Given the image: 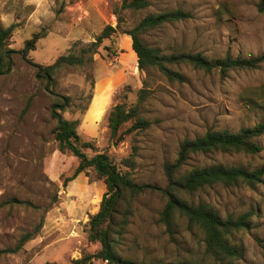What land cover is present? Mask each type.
I'll return each instance as SVG.
<instances>
[{"label":"rangeland","instance_id":"374dc122","mask_svg":"<svg viewBox=\"0 0 264 264\" xmlns=\"http://www.w3.org/2000/svg\"><path fill=\"white\" fill-rule=\"evenodd\" d=\"M257 2L150 0L145 9L132 11L119 10L122 0H0V24L14 26L10 48L20 50L33 35L39 37L27 59L15 53L12 69L0 75V250L31 234L15 252L1 254L0 264H74L100 248L88 240V220L99 209L105 184L93 169L64 183L77 159L60 151L53 138L50 109L55 94L69 96L71 105L62 115L79 119V134L94 146L83 149L88 156L106 152L121 171L129 170L134 182L159 187L166 185L164 163L174 161L184 139L264 123V61L257 68H233L223 75L174 64L170 67L183 79L169 81L155 69H138L128 35L121 32L149 13L181 9L191 17L150 29L139 35L141 40L166 56L185 52L208 59L249 58L264 54V14L257 11ZM116 12L122 18L117 32L102 39L82 66L62 68L47 89L33 63L46 66L60 55L77 52L105 25L116 27ZM144 80L149 91L138 102ZM98 85L105 97L98 96L93 104ZM115 103L137 106L149 126L112 138L107 113ZM253 141L260 152L195 154L185 168L221 164L264 171V134ZM130 155L128 168L122 159ZM262 180L254 188L214 185L191 197L223 218L254 213L249 229L229 236L230 244L243 253L239 259L208 255L203 232L184 219L175 221L171 233L166 231L158 221L166 198L150 191L131 200V215L116 250L122 258L146 264H264V173ZM86 264L107 262L92 258Z\"/></svg>","mask_w":264,"mask_h":264},{"label":"trees","instance_id":"16d2710c","mask_svg":"<svg viewBox=\"0 0 264 264\" xmlns=\"http://www.w3.org/2000/svg\"><path fill=\"white\" fill-rule=\"evenodd\" d=\"M150 5V0H122L120 9L140 11ZM257 11L264 14V0H258ZM117 25H105L97 38L82 46L77 52H69L60 55L52 64L42 66L33 65L36 68V77L46 84L47 89L53 83L55 75L65 67L82 66L96 52V47L104 38L117 32L121 17L116 12ZM191 17L189 12L181 9L149 13L130 30L121 31L130 37L131 49L137 58L139 70L148 73L155 69L169 81H181L183 77L170 66L186 63L195 69L211 72L218 70L222 75L233 68H257L264 61V54L249 58H224L208 59L201 53H173L161 54L160 50L145 44L140 34L168 22H176ZM14 26L4 27L0 24V75L8 73L13 66V55L19 53L27 59V54L35 48L37 35L26 40L20 50L9 47V39ZM88 55V56H87ZM148 82L143 81V86L138 90V102L146 99L148 94ZM69 96L55 94L51 104L50 116L55 124L52 129L53 138L58 149L69 152L77 159L70 176L64 183L74 180L81 172L93 169L97 177L102 178L105 184V192L100 200L98 211L88 220V240L97 242L100 248L92 255L75 260L74 264H86L92 258L106 261L107 264H146L136 263L130 259L122 258L116 244L124 231L128 218L131 215V200L145 191L159 192L166 198V203L160 211L158 221L166 231L172 232L175 221L184 219L189 225L198 227L204 235L205 251L214 259L230 258L239 259L242 251L230 244L231 232L250 228V217L254 214L247 211L237 217L227 215L221 217L209 205L192 202L194 193L206 187L214 185L235 186L245 184L254 188L262 183V169L248 170L239 166L210 165L202 168H185L188 159L195 154L209 152H246L255 154L261 151V146L253 141V138L264 134V123L260 122L252 127L241 128L237 132L208 130L203 135L192 139H184L179 144L176 158L172 162L163 165L166 185L159 187L154 184H139L132 180L129 170L121 171L106 152H99L88 156L84 148H93L90 140H83L78 132L79 119H66L62 112L70 107ZM130 123L126 130L123 127ZM107 125L110 136L121 139L131 131L143 130L149 126V121L139 116L137 106L127 107L124 103H115L107 113ZM122 162L128 168L132 167L131 155L123 158ZM31 237L30 233L23 235L13 248L0 250L3 253L15 252ZM170 264H190L187 262H172Z\"/></svg>","mask_w":264,"mask_h":264},{"label":"bare ground","instance_id":"6f19581e","mask_svg":"<svg viewBox=\"0 0 264 264\" xmlns=\"http://www.w3.org/2000/svg\"><path fill=\"white\" fill-rule=\"evenodd\" d=\"M106 87H107V86H106ZM109 87H110V86H109ZM101 91H102V90L100 89V85H98V86H97V94H96V97H97V98H96V97L94 98L93 104H95L96 101L98 100V96L101 97V98H103L104 95H100V94H101V93H100ZM105 93L107 94V93H108V90H106ZM104 97H105V96H104Z\"/></svg>","mask_w":264,"mask_h":264},{"label":"crops","instance_id":"0c3cea01","mask_svg":"<svg viewBox=\"0 0 264 264\" xmlns=\"http://www.w3.org/2000/svg\"><path fill=\"white\" fill-rule=\"evenodd\" d=\"M128 37V36H127ZM130 40V39H129ZM130 42H131V40H130ZM131 47V46H130ZM132 48V47H131ZM131 52L133 53V50L131 49Z\"/></svg>","mask_w":264,"mask_h":264}]
</instances>
